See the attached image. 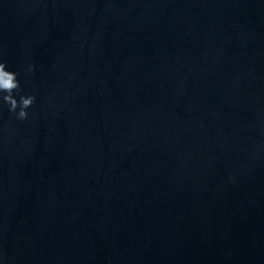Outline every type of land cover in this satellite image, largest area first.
I'll return each mask as SVG.
<instances>
[{"label": "water", "instance_id": "95a60500", "mask_svg": "<svg viewBox=\"0 0 264 264\" xmlns=\"http://www.w3.org/2000/svg\"><path fill=\"white\" fill-rule=\"evenodd\" d=\"M0 61V264H264V0H0Z\"/></svg>", "mask_w": 264, "mask_h": 264}, {"label": "clouds", "instance_id": "9594fccd", "mask_svg": "<svg viewBox=\"0 0 264 264\" xmlns=\"http://www.w3.org/2000/svg\"><path fill=\"white\" fill-rule=\"evenodd\" d=\"M34 66L29 65L28 71L34 72ZM17 73L8 70L6 62L0 61V99L8 105V111L17 116L18 119H27V109L31 107L36 97L34 95H20L19 100L16 99L14 93L19 94L22 89L17 79ZM17 109L19 111L17 112Z\"/></svg>", "mask_w": 264, "mask_h": 264}]
</instances>
